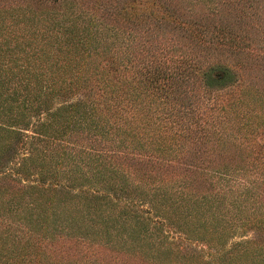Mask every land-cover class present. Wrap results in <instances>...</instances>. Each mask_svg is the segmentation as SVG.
I'll return each instance as SVG.
<instances>
[{
    "label": "trees",
    "instance_id": "1",
    "mask_svg": "<svg viewBox=\"0 0 264 264\" xmlns=\"http://www.w3.org/2000/svg\"><path fill=\"white\" fill-rule=\"evenodd\" d=\"M0 264H264V0H0Z\"/></svg>",
    "mask_w": 264,
    "mask_h": 264
},
{
    "label": "rangeland",
    "instance_id": "2",
    "mask_svg": "<svg viewBox=\"0 0 264 264\" xmlns=\"http://www.w3.org/2000/svg\"><path fill=\"white\" fill-rule=\"evenodd\" d=\"M214 1H215V0H208V3H209V6H210V7H212V2H214ZM244 9H245V8H244ZM215 16H217V15H215ZM215 16H213V15L211 14V15L209 16V18L215 20V19H216ZM253 20H254V17H253V16L250 17V18H246V21H247V22L244 21V24L242 23V24H240V25H241L242 28H244V29L246 28V29H247L249 26H251V23L254 22ZM245 24H246V25H245ZM238 25H239V24H238ZM236 26H237V25H235V27H236ZM251 27L254 28L253 26H251Z\"/></svg>",
    "mask_w": 264,
    "mask_h": 264
}]
</instances>
